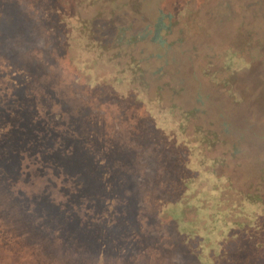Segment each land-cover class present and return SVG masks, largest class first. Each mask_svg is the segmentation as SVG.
<instances>
[{"label":"trees","instance_id":"1","mask_svg":"<svg viewBox=\"0 0 264 264\" xmlns=\"http://www.w3.org/2000/svg\"><path fill=\"white\" fill-rule=\"evenodd\" d=\"M192 1L147 25L117 0H0V264H264V193L218 174L217 135L134 55Z\"/></svg>","mask_w":264,"mask_h":264},{"label":"rangeland","instance_id":"2","mask_svg":"<svg viewBox=\"0 0 264 264\" xmlns=\"http://www.w3.org/2000/svg\"><path fill=\"white\" fill-rule=\"evenodd\" d=\"M117 1L130 18L137 16L139 24L147 25L159 18L164 2ZM226 1L227 9L222 0H193L179 21L181 34L161 31V42H137L134 55L150 72L159 70L152 79L169 101L193 111L195 122L217 135L214 155L224 159L218 174L236 190L258 195L264 193V22L254 14L251 0ZM179 37L183 42H174ZM227 49L249 67L237 72L219 69ZM48 145L53 147L51 141ZM140 259L135 264H141Z\"/></svg>","mask_w":264,"mask_h":264}]
</instances>
